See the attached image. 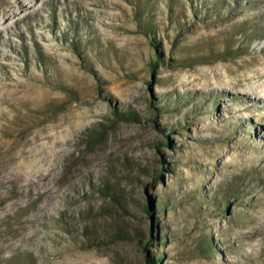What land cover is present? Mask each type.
Segmentation results:
<instances>
[{"label":"rangeland","instance_id":"obj_1","mask_svg":"<svg viewBox=\"0 0 264 264\" xmlns=\"http://www.w3.org/2000/svg\"><path fill=\"white\" fill-rule=\"evenodd\" d=\"M263 85L264 0H0V264H264Z\"/></svg>","mask_w":264,"mask_h":264},{"label":"trees","instance_id":"obj_2","mask_svg":"<svg viewBox=\"0 0 264 264\" xmlns=\"http://www.w3.org/2000/svg\"><path fill=\"white\" fill-rule=\"evenodd\" d=\"M117 116L120 119H122V120H132V118H133L131 114H127L125 112H119L117 114ZM155 178L162 179V174H160L158 170L155 171ZM102 192H103L104 196H109L110 195L115 200H117V201L119 200V198L117 197V195L114 194V191L110 188L108 183L104 184V187H102ZM165 197H169V193L168 192L164 193V195H159L158 196L160 201H165V199H166ZM164 205H165L164 203H161V207H163ZM148 210H151V216H153L152 208H148ZM157 238H159L158 235H157L156 239ZM153 239H151L150 242H148V244H152L153 241H154ZM207 244H208L209 250L214 252V246L210 242H207ZM145 250H148V249L146 248ZM162 260H163V255L150 256V257H148L147 264H161Z\"/></svg>","mask_w":264,"mask_h":264},{"label":"bare ground","instance_id":"obj_3","mask_svg":"<svg viewBox=\"0 0 264 264\" xmlns=\"http://www.w3.org/2000/svg\"><path fill=\"white\" fill-rule=\"evenodd\" d=\"M262 85V84H261ZM264 86V85H263ZM262 87V86H261ZM255 88V87H254ZM253 92H255L256 94H258V96H260L261 98H263L264 99V89L262 88V89H258L257 87H256V89H255V91H253Z\"/></svg>","mask_w":264,"mask_h":264}]
</instances>
